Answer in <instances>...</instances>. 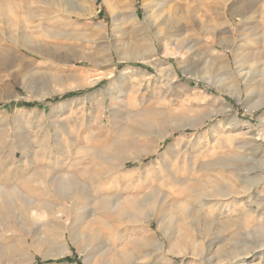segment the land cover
<instances>
[{"label": "rangeland", "instance_id": "1", "mask_svg": "<svg viewBox=\"0 0 264 264\" xmlns=\"http://www.w3.org/2000/svg\"><path fill=\"white\" fill-rule=\"evenodd\" d=\"M0 29V264H264V0H0ZM213 175L236 196L180 195Z\"/></svg>", "mask_w": 264, "mask_h": 264}, {"label": "bare ground", "instance_id": "2", "mask_svg": "<svg viewBox=\"0 0 264 264\" xmlns=\"http://www.w3.org/2000/svg\"><path fill=\"white\" fill-rule=\"evenodd\" d=\"M3 28V27H2ZM1 30V29H0ZM9 30V29H8ZM7 31V30H6ZM6 31L5 30H1V32L5 35V33H6ZM27 38V37H26ZM183 42V41H182ZM185 44V43H184ZM187 45V44H186ZM183 46V45H182ZM136 48V47H135ZM135 48H134V50H131L130 52H128L126 55H125V57H124V59H140V60H145V57L146 56H140V53H139V51H137V50H135ZM179 48V47H178ZM137 49V48H136ZM126 61V60H125ZM243 75V74H242ZM246 78H247V76H246ZM64 90V89H63ZM263 135V134H262ZM262 139H264V138H262ZM264 141V140H263ZM248 144V143H247ZM244 155V154H243ZM231 156H233V153H232V155ZM231 156H227V157H225V158H215V159H211L208 163H209V165L208 166H214L216 163H218V162H220V163H223V164H225V166H227L228 167V165L229 166H232V164L235 162V158H233V157H231ZM244 161H247L248 160V158L247 157H244V158H242ZM252 162V161H251ZM224 169V168H223ZM210 170V169H209ZM212 170V169H211ZM214 171V170H213ZM258 171H260V170H258ZM217 172V171H216ZM248 172V171H247ZM253 172V171H252ZM263 173V172H262ZM248 176V175H247ZM251 176V175H250ZM258 176V175H257ZM213 179H209V181L207 182V180H206V182H207V185H206V187L204 188H201L202 187V182L201 181H198V180H196L193 184H190V185H185L186 187H184V189L182 190V192L180 193V195L182 196V197H186V198H188V199H197V198H201V199H204V200H210V201H218L220 198H226V197H228L229 199H230V197L232 198L233 196H236V194H237V187H238V183L239 182H237V181H234L233 179L232 180H229V179H226L224 176H222V175H213ZM259 177V176H258ZM211 178V177H210ZM262 180H264V177H262L261 178ZM246 183L248 184L249 183V180L248 179H246ZM77 189V193H80V192H82V189H81V187H78L76 184H71V182L69 183V184H67V185H63V186H61V187H59V189L60 190H62V191H64V193H67V191H69V190H71V189ZM246 190V189H245ZM156 196L152 193V194H146V196H145V198L143 197V199L142 200H139V202H138V205L136 206V209L137 210H141V208L142 207H147L148 206V204L155 198ZM186 201V200H185ZM188 201V200H187ZM220 201V200H219ZM220 202H218L217 204H215L216 206H219L220 204H219ZM127 204V203H126ZM152 204V203H151ZM184 204V203H183ZM189 204H190V202H189ZM188 204V205H189ZM179 205V204H178ZM191 205V204H190ZM259 205V204H258ZM133 206V205H132ZM221 208H222V206L220 205L219 206V216L220 217H222V213H220L221 212ZM112 209H113V211L114 212H116V213H118L119 214V216H120V214H124V212L126 211V209H125V207L123 206H121L119 203H115V205L113 204V207H112ZM188 209V208H187ZM186 209V210H187ZM193 210V209H192ZM191 210V211H192ZM195 210V209H194ZM223 210V209H222ZM140 212V211H139ZM138 212V213H139ZM224 212V211H223ZM132 213H133V211H132ZM35 214H37V213H35ZM190 214V213H189ZM194 214V213H193ZM199 214V213H198ZM195 215V214H194ZM193 215V216H194ZM243 215V214H242ZM32 216V215H31ZM45 216V215H44ZM117 216V215H116ZM189 216V215H188ZM198 216V215H197ZM37 218L39 219V218H42V216H37ZM118 218V217H117ZM120 218V217H119ZM155 216H154V212L152 211V210H149L148 211V215H147V226H151V223H152V221L153 220H155ZM189 218V217H188ZM192 218V217H191ZM198 218V217H197ZM201 218V217H200ZM242 218V217H241ZM202 219V218H201ZM226 219H230L231 220V217H227ZM33 220H35V219H33ZM102 220V219H101ZM100 220V224L96 227V228H93V229H90V231H91V237L93 238V239H97L98 237H99V235H100V233H99V230H100V228H102L103 226H104V224L102 223V221ZM116 220V219H115ZM188 220H190V219H188ZM246 220V219H245ZM245 220H243V221H245ZM43 221V220H42ZM41 221V222H42ZM198 221H199V219H198ZM202 221V220H201ZM226 222L228 221V220H225ZM37 222V221H36ZM40 222V223H41ZM196 222V221H195ZM194 222V223H195ZM206 222H208V220H206ZM210 222V221H209ZM211 222H213V221H211ZM211 222H210V225H212L211 224ZM199 223H200V221H199ZM228 223V222H227ZM230 223V222H229ZM244 223V222H243ZM224 224V223H223ZM226 224V223H225ZM241 224V223H240ZM209 225V224H208ZM209 225V226H210ZM229 224H227V225H225V226H228ZM231 225V224H230ZM208 226V227H209ZM246 227V226H245ZM85 228V227H84ZM243 228L244 227H242V230H243ZM245 229H248V227H246ZM241 230V229H240ZM83 232V231H82ZM84 232H85V230H84ZM68 233H69V235H70V237H74V236H76L77 235V238L78 237H80V238H83V237H85V235L82 233V234H79V233H77V231H75V229H73L72 227L68 230ZM86 234V233H85ZM88 235H89V233H87ZM66 234L65 233H63V234H61V251L57 254L58 256H61V257H63V256H65V255H67L68 253H69V248H68V244H67V240H66V236H65ZM156 235V238L158 237V234L156 233L155 234ZM87 238H89V237H87ZM74 239V238H73ZM187 238H185V240H186ZM78 240V239H77ZM87 240V239H86ZM183 240H184V238H183ZM128 241V240H127ZM141 241V240H140ZM140 241L138 242L137 241V243H140ZM87 242V241H86ZM95 242V241H94ZM136 242V241H135ZM157 242H158V240H157ZM159 243V246H160V249H163V246H164V244L165 243H162V242H158ZM88 244V243H87ZM90 244V243H89ZM135 244V243H134ZM179 244H180V242H179ZM186 244V243H185ZM142 246H145V243L143 242V245ZM264 247V246H263ZM140 248V247H139ZM175 249H176V246L174 245V244H172L171 245V247H170V251H172L173 253H174V251H175ZM181 250V249H180ZM183 251V250H182ZM181 251V252H182ZM86 252V251H85ZM133 254V253H132ZM181 254V253H180ZM56 255V256H57ZM143 255V254H142ZM53 256V255H52ZM50 257V256H49ZM127 258V256L124 258V259H126ZM123 259V258H122ZM123 262V261H122ZM261 262V261H260ZM260 262H258L257 264H260Z\"/></svg>", "mask_w": 264, "mask_h": 264}, {"label": "trees", "instance_id": "3", "mask_svg": "<svg viewBox=\"0 0 264 264\" xmlns=\"http://www.w3.org/2000/svg\"><path fill=\"white\" fill-rule=\"evenodd\" d=\"M75 95H76V94H74V93H70V94H67V95H64V96L60 97L59 99H55V100H51V101L64 100V99H66V98H68V97H73V96H75ZM27 105H28V106H32V105H30V104H27ZM67 261H70V259L68 258Z\"/></svg>", "mask_w": 264, "mask_h": 264}]
</instances>
